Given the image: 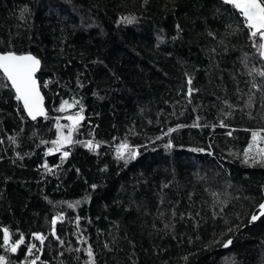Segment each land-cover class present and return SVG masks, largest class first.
Returning <instances> with one entry per match:
<instances>
[{
	"label": "trees",
	"instance_id": "obj_1",
	"mask_svg": "<svg viewBox=\"0 0 264 264\" xmlns=\"http://www.w3.org/2000/svg\"><path fill=\"white\" fill-rule=\"evenodd\" d=\"M246 32L221 0H0V54L41 61L46 112L0 87L5 264H89V247L92 264H264V166L243 163L253 132L264 148V60ZM80 106L73 143L46 155ZM125 140L135 159L116 158Z\"/></svg>",
	"mask_w": 264,
	"mask_h": 264
},
{
	"label": "snow or ice",
	"instance_id": "obj_2",
	"mask_svg": "<svg viewBox=\"0 0 264 264\" xmlns=\"http://www.w3.org/2000/svg\"><path fill=\"white\" fill-rule=\"evenodd\" d=\"M221 3L225 6L230 7L239 13V17L242 20L243 29H246V35L248 40L251 43V46L257 50L258 56L261 60H264V0H221ZM24 11H28L27 8ZM135 17H124L123 21L125 23H134ZM229 28L232 25H228ZM179 30V26H177ZM239 24L233 30L232 34H236L241 31ZM213 35V33H209ZM175 39V37H174ZM247 57H245V60ZM41 61L32 54H16L15 52L8 51L0 54V87H8L10 85V91H14L15 99L18 104H22L24 112L27 114V117L32 120H36L38 116H46L45 108L43 106V97L41 96L39 86L36 79V73L40 69ZM258 75L264 77V71L258 73ZM191 79L188 80V84L191 85ZM253 87H257L256 84H253ZM191 88H189V95L191 94ZM80 101L73 99L70 104L68 100H63L60 104V107L56 109L57 111L63 112L66 108H71ZM84 111L83 106H80L79 111L73 115H68L65 117L70 121L69 125H60L59 120L56 124V139L52 140L51 143L54 146V149H49L46 155L50 154L53 150L60 151L61 147L65 144L73 143V133L77 131L80 126V121L84 119L81 115ZM195 126V125H193ZM221 127H226V125L221 122ZM68 128L67 135L64 134L63 128ZM174 131L170 129L169 132ZM169 133H164L168 135ZM231 133H229L230 135ZM259 132L252 133V143L249 144L248 148L244 150V160L243 163L249 164L260 163L261 166H264V148H256V142L259 138ZM162 137H157L156 139H161ZM14 141V138H12ZM47 143V141H42ZM79 143V141H76ZM155 142V141H153ZM84 146L93 150L94 148H99V143H95L93 140H88L83 142ZM172 143L169 141L164 145L166 149L172 148ZM196 151H202V149H196ZM138 147L130 146L129 143L125 140L116 148V158L118 160L125 159H135L138 155ZM211 154V153H209ZM68 156V152L65 151L62 154L61 159L63 160ZM127 163V160H125ZM47 167V165H45ZM50 170V169H49ZM95 187V186H93ZM79 203V201L77 202ZM73 207V205H69ZM260 217H264V202L260 203L258 206V215L253 214L251 220L255 221ZM60 217H54L52 219L53 229L57 223V220ZM79 217H77V227L79 222ZM231 231V229H229ZM55 235V231H53ZM34 239L40 241L41 244L44 243L45 237L40 234H34ZM3 241L6 246V250L15 253L21 245L25 243L24 237H21L14 243H9V230L7 228L3 229ZM86 242V241H85ZM232 243L231 239L223 242V247H228ZM35 245H28L27 252L29 255L32 254ZM79 251V249H77ZM87 255L89 257V264H92L93 252L89 247L87 249ZM38 259V257H37ZM5 256L0 255V264H5ZM8 264H11L9 261ZM32 264H35V260L32 261Z\"/></svg>",
	"mask_w": 264,
	"mask_h": 264
},
{
	"label": "water",
	"instance_id": "obj_3",
	"mask_svg": "<svg viewBox=\"0 0 264 264\" xmlns=\"http://www.w3.org/2000/svg\"><path fill=\"white\" fill-rule=\"evenodd\" d=\"M39 72V70L37 71V73ZM37 73H36V75H37ZM38 82V81H37ZM38 86H39V83H38ZM39 90H40V87H39ZM40 93H41V90H40ZM41 95H42V93H41ZM21 106H22V104H21ZM22 109H23V106H22ZM24 111V110H23ZM25 113V112H24ZM26 114V113H25ZM26 116H27V114H26ZM38 117H40V116H38Z\"/></svg>",
	"mask_w": 264,
	"mask_h": 264
},
{
	"label": "rangeland",
	"instance_id": "obj_4",
	"mask_svg": "<svg viewBox=\"0 0 264 264\" xmlns=\"http://www.w3.org/2000/svg\"><path fill=\"white\" fill-rule=\"evenodd\" d=\"M121 23H125L124 21H123V19L120 21Z\"/></svg>",
	"mask_w": 264,
	"mask_h": 264
}]
</instances>
